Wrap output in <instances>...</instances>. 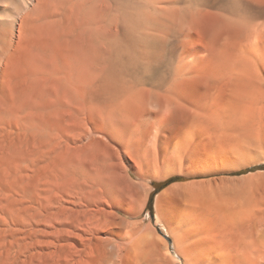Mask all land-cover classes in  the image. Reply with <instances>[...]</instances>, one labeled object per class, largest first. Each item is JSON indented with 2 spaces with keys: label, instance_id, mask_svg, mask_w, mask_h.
I'll return each mask as SVG.
<instances>
[{
  "label": "rangeland",
  "instance_id": "374dc122",
  "mask_svg": "<svg viewBox=\"0 0 264 264\" xmlns=\"http://www.w3.org/2000/svg\"><path fill=\"white\" fill-rule=\"evenodd\" d=\"M55 1L22 34L35 1L0 0V193L118 194L172 262L192 224L190 262L264 264V44L237 0H136L135 32L107 20L128 0Z\"/></svg>",
  "mask_w": 264,
  "mask_h": 264
},
{
  "label": "bare ground",
  "instance_id": "6f19581e",
  "mask_svg": "<svg viewBox=\"0 0 264 264\" xmlns=\"http://www.w3.org/2000/svg\"><path fill=\"white\" fill-rule=\"evenodd\" d=\"M33 1L35 4L31 9L28 8L22 18L14 20V28L22 34L35 26L46 5L52 3V0ZM128 1L130 2L128 8L121 5L122 9L119 8L121 11L115 10L116 16L107 19L110 22V29L113 28V31L115 29V32L120 31L122 27L133 31L138 26L137 22L142 19L136 7L137 1ZM87 3L89 0H56L54 8L60 4L63 7L67 6L73 17L75 13L83 16L88 10ZM43 7L45 8L42 9ZM246 11L239 0L235 1V17L231 24L237 35L254 29L257 32L256 38L264 44V22H258L256 18L248 16ZM138 23L140 27L141 24ZM10 52L9 47L0 46V76L8 63ZM113 198L117 200L115 204L111 202ZM132 212L127 197L123 198L118 194L96 196L90 187L89 194L82 191L64 197L54 192L37 197L33 194L2 192L0 193V264H197L189 261L192 257L190 252L187 255L185 251L188 248L187 245V248L185 246V237L189 239L195 237L192 230L196 228L193 226V229H190L192 224L187 227H190L189 230L192 231L190 234L193 233V237H189L185 225L187 229L178 228L181 230L180 234L175 238L173 236L174 253L178 260L172 262L164 253L167 249L155 237L152 229L134 221L136 216L133 214L135 212ZM155 219L159 220L158 214H155ZM188 223L186 225H189ZM187 256L191 259L188 260Z\"/></svg>",
  "mask_w": 264,
  "mask_h": 264
}]
</instances>
